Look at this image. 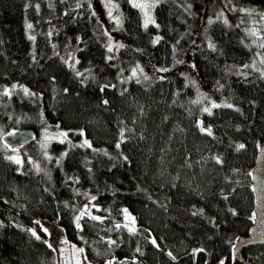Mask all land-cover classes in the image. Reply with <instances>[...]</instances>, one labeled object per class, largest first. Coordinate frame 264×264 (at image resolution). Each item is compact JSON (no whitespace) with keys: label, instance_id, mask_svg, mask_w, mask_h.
<instances>
[{"label":"trees","instance_id":"obj_1","mask_svg":"<svg viewBox=\"0 0 264 264\" xmlns=\"http://www.w3.org/2000/svg\"><path fill=\"white\" fill-rule=\"evenodd\" d=\"M112 1L114 18L98 0H0V134L36 133L18 157L0 140V264H57L50 230L100 261L233 264L255 218L264 41L217 14L264 0H161L147 26ZM45 128L69 137L40 150ZM90 201L106 216L80 223ZM242 255L264 264V243Z\"/></svg>","mask_w":264,"mask_h":264},{"label":"rangeland","instance_id":"obj_2","mask_svg":"<svg viewBox=\"0 0 264 264\" xmlns=\"http://www.w3.org/2000/svg\"><path fill=\"white\" fill-rule=\"evenodd\" d=\"M133 4H144L147 5L144 9H141V12L144 17V24L147 13V16L150 17L149 23H155V8L161 0H132ZM99 3V9L104 15H107L110 18H114L115 13V5L112 0H98ZM227 9V10H225ZM109 12H111V15H109ZM228 12H231L235 14L236 17H238L239 20H244L245 18H248L249 23L248 27L251 30V32H255L256 40L258 42L264 41V13L257 12L255 10H247V9H240L237 7L229 6L228 8H224L217 14L218 18L228 21ZM111 47L117 51L120 47L117 43H111ZM261 45V44H260ZM259 45V46H260ZM258 46V47H259ZM259 55V60H262L263 56L261 53L257 52ZM257 59H254L253 63L251 64V67L257 68L256 64L259 61ZM134 74L137 75L138 71L135 70ZM43 132H41V136L38 138V143L40 150H43L50 144H59L64 143L67 141L69 137V132L65 130H60L57 128H45ZM61 133H67L66 136L61 135ZM9 133H1L0 134V140L3 136ZM20 147V146H18ZM18 147H10L8 146V150L14 157H18ZM43 158H45V155H43ZM30 161H33V159L29 158ZM34 167L37 171H44V167L41 162H34ZM127 212L124 213V224L127 226V228L135 229L137 227L135 215H133L130 210L125 209ZM124 210V212H125ZM83 213V215H82ZM99 217L100 219L104 218L106 216V213L102 209V207L98 206L95 201H90L89 203L85 204L82 208H79L77 211V217L79 222L81 223L82 219H92V217ZM79 223V224H80ZM51 234L49 231L46 234V238L48 240H51V242L54 244L57 250V264H129L127 261L121 262V263H115L112 260H103L100 261L98 259V251L93 246L91 250H93V254L90 253L89 248L83 243L80 244L78 242H75L71 239L66 238L64 231L53 233L51 231ZM83 251H80V250Z\"/></svg>","mask_w":264,"mask_h":264},{"label":"water","instance_id":"obj_3","mask_svg":"<svg viewBox=\"0 0 264 264\" xmlns=\"http://www.w3.org/2000/svg\"><path fill=\"white\" fill-rule=\"evenodd\" d=\"M35 131L23 128L6 134L2 137L8 146L18 147L32 142ZM252 184L255 193V221L250 232L238 239L234 248V263L242 261V251L250 246L262 245L264 243V145L261 146L256 158L255 167L252 171Z\"/></svg>","mask_w":264,"mask_h":264},{"label":"snow or ice","instance_id":"obj_4","mask_svg":"<svg viewBox=\"0 0 264 264\" xmlns=\"http://www.w3.org/2000/svg\"><path fill=\"white\" fill-rule=\"evenodd\" d=\"M133 6H134V7H137V8H141V9H144L145 7H147V5H144V4H135V3L133 4ZM109 15H111V12H109ZM145 15H146L145 26H147V24H148V22H149V20H150V17L147 16V13H145ZM29 27H31V25H29ZM252 35H256V33L253 32ZM30 39H33V37H30ZM261 46L264 47V45H261ZM108 51L111 52V51H112V48L109 47V48H108ZM24 91H25V93H27V89H25ZM212 107L215 108V107H218V105L213 104ZM229 107H231V105H229ZM204 110H205L206 112L209 111V109H207V108H205ZM203 130H204V129H202V131H203ZM209 133H210V130H209ZM61 135L66 136L67 133H61ZM84 143L87 144L88 142L85 141ZM88 146L91 147L90 144H89ZM117 147H119V145H117ZM239 147L242 148L243 145H239ZM10 159H15V158H14V157H10ZM16 162H17V163H20L19 160H16ZM93 199H94V198H93ZM125 213H126V215H127L126 210H125ZM82 215H83V213H82ZM92 219H93V220H98V219H100V218H99V217H95V216H93ZM78 227H79V225H78ZM117 227H120V226L117 225ZM130 231H134V229H130ZM32 234H33V236H36V233H35V232H33ZM36 238L39 239L38 236H37ZM110 243H115V242H114V241H111ZM152 243L155 245V244H156V241L153 240ZM80 251H83V250L81 249ZM169 255H171V253H169ZM110 264H111V262H110ZM221 264H223V262H221Z\"/></svg>","mask_w":264,"mask_h":264}]
</instances>
